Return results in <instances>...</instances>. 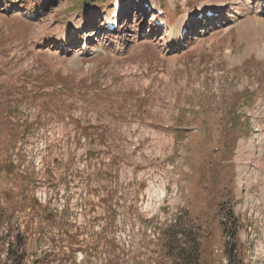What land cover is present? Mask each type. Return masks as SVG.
Wrapping results in <instances>:
<instances>
[{
    "label": "rangeland",
    "instance_id": "rangeland-1",
    "mask_svg": "<svg viewBox=\"0 0 264 264\" xmlns=\"http://www.w3.org/2000/svg\"><path fill=\"white\" fill-rule=\"evenodd\" d=\"M89 1L0 0V264H264V0Z\"/></svg>",
    "mask_w": 264,
    "mask_h": 264
},
{
    "label": "trees",
    "instance_id": "trees-1",
    "mask_svg": "<svg viewBox=\"0 0 264 264\" xmlns=\"http://www.w3.org/2000/svg\"><path fill=\"white\" fill-rule=\"evenodd\" d=\"M106 0H90L89 2L91 3H99L100 5L104 4ZM182 228H178V232H175L176 235L178 236H183L186 240H189V231L186 230L185 226H181ZM173 230L170 229L169 232H171V234ZM171 239H173L171 237ZM18 249L20 250V248L22 247V242L21 240H19L18 242ZM197 244L194 240L190 241L189 247H184V248H180V247H176L177 250V264H197L198 263V249H197ZM12 247V246H11ZM173 249V248H172ZM7 253L8 256L11 258L12 263L11 264H24L25 262V254H22L20 251L14 250L10 252V249H7Z\"/></svg>",
    "mask_w": 264,
    "mask_h": 264
},
{
    "label": "bare ground",
    "instance_id": "bare-ground-1",
    "mask_svg": "<svg viewBox=\"0 0 264 264\" xmlns=\"http://www.w3.org/2000/svg\"><path fill=\"white\" fill-rule=\"evenodd\" d=\"M150 1V0H149ZM152 5L155 3V1L154 0H151V2H150ZM260 3V2H259ZM223 4V3H222ZM219 6H221V5H219ZM155 8V7H154ZM222 7H220V8H218V9H221ZM218 9H216L215 11H217ZM201 14V13H200ZM222 15V14H221ZM209 17V16H208ZM214 17V16H213ZM111 18H112V15H107L105 18H103V24H102V27L104 26V24L106 25L110 20H111ZM256 19V18H255ZM252 20V19H251ZM261 20V19H260ZM257 21V20H256ZM248 24H249V22H248ZM192 27V26H191ZM249 28V27H248ZM182 29H183V26L182 27H180V29H178L176 32H175V37H174V42H177V44H178V42H180L181 40H183L184 39V37H183V39H182V33H181V31H182ZM245 30V29H244ZM247 30V29H246ZM168 31V30H167ZM187 31V30H186ZM40 32V31H39ZM242 33V32H241ZM186 34V33H185ZM66 38H67V35H63V36H61V37H59L58 39H56L55 41H54V46L55 47H58V48H63V46H65L66 45V43H67V40H66ZM184 41V40H183ZM61 44H63V45H61Z\"/></svg>",
    "mask_w": 264,
    "mask_h": 264
}]
</instances>
